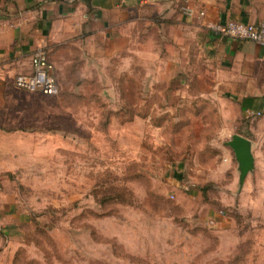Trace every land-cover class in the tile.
I'll list each match as a JSON object with an SVG mask.
<instances>
[{
	"label": "rangeland",
	"instance_id": "1",
	"mask_svg": "<svg viewBox=\"0 0 264 264\" xmlns=\"http://www.w3.org/2000/svg\"><path fill=\"white\" fill-rule=\"evenodd\" d=\"M134 70L116 78L119 91L102 77L43 97L54 155L44 146L1 178L0 264H264V135L242 190L225 144L264 123L226 124L217 108L180 103L166 91L178 81L149 93ZM197 80L190 87L206 88ZM11 206L24 219H7Z\"/></svg>",
	"mask_w": 264,
	"mask_h": 264
},
{
	"label": "crops",
	"instance_id": "2",
	"mask_svg": "<svg viewBox=\"0 0 264 264\" xmlns=\"http://www.w3.org/2000/svg\"><path fill=\"white\" fill-rule=\"evenodd\" d=\"M186 8L195 15L187 16ZM230 21L264 23V0H0V181H13L23 159L30 162L44 146L54 155V126L44 128L48 118L42 114L48 115L50 101L15 85L18 75L32 73L31 59L39 48L54 66L59 93H85L102 77L112 78L119 91L116 78L135 77L138 62L149 93L156 85L178 81L166 91L180 103L217 108L226 124L264 123V47L210 29ZM68 76L77 80L64 87ZM194 79L206 88L190 87ZM261 133L247 125L235 131L253 143L255 169L243 188L257 169ZM2 197L0 184V205ZM17 214L11 206L7 219H24Z\"/></svg>",
	"mask_w": 264,
	"mask_h": 264
},
{
	"label": "built area",
	"instance_id": "3",
	"mask_svg": "<svg viewBox=\"0 0 264 264\" xmlns=\"http://www.w3.org/2000/svg\"><path fill=\"white\" fill-rule=\"evenodd\" d=\"M187 16L193 17L194 10L184 9ZM205 14L200 13L203 17ZM210 29L222 37L233 41H247L264 47V23L246 24L241 22L230 21L226 24H217ZM32 73L29 75H18L15 78L17 88L39 93L46 97H53L59 94V86L54 75V66L51 63L48 53L44 48L35 51L31 59Z\"/></svg>",
	"mask_w": 264,
	"mask_h": 264
},
{
	"label": "water",
	"instance_id": "4",
	"mask_svg": "<svg viewBox=\"0 0 264 264\" xmlns=\"http://www.w3.org/2000/svg\"><path fill=\"white\" fill-rule=\"evenodd\" d=\"M226 146L229 147L234 154L237 163V171L239 173V189L242 190L247 177L253 173L255 169L253 143L239 134H234L226 143Z\"/></svg>",
	"mask_w": 264,
	"mask_h": 264
}]
</instances>
